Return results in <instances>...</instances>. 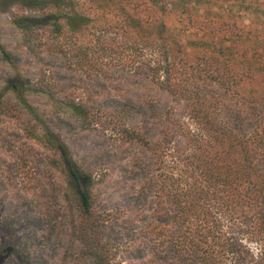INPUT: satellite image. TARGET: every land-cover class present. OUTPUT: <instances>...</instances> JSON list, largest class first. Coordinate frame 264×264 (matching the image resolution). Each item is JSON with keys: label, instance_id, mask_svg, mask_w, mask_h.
Instances as JSON below:
<instances>
[{"label": "trees", "instance_id": "16d2710c", "mask_svg": "<svg viewBox=\"0 0 264 264\" xmlns=\"http://www.w3.org/2000/svg\"><path fill=\"white\" fill-rule=\"evenodd\" d=\"M219 1L97 0L104 12L94 18L75 0H41L36 6L54 10L50 15L15 17L27 36L40 28L58 39L69 34L65 55L74 47L79 68L89 66L75 86L87 98L70 92L59 99L46 75L35 86L18 75L0 91V115L15 99L30 117L34 125L24 130L42 142L49 165L60 170V197L79 210L84 254L93 264H109L99 248L109 224L101 218L114 209L125 215V234L118 224L108 229L125 236L129 253L142 264H248L241 236L252 237L257 224L264 229V91L257 89L264 82V50L259 54L262 47L250 40L242 52L247 39L239 40L232 20L215 11ZM257 1V10L253 4L250 10L264 18V3ZM173 13L189 20L169 23ZM95 23L104 30L96 45L83 46L76 37ZM0 54L15 66L1 43ZM29 93L46 96L53 125L29 103ZM68 114L125 149L118 167L131 183L125 204L107 201L100 186L108 181L96 179L97 170L109 177L105 165L112 163L75 159L54 130ZM98 208L103 211L96 217ZM36 209L18 217L15 211L2 225L0 220V231L13 238L0 233V264L43 261L37 234L46 214Z\"/></svg>", "mask_w": 264, "mask_h": 264}, {"label": "rangeland", "instance_id": "374dc122", "mask_svg": "<svg viewBox=\"0 0 264 264\" xmlns=\"http://www.w3.org/2000/svg\"><path fill=\"white\" fill-rule=\"evenodd\" d=\"M38 1L41 0H0V43L16 58L15 66H13L6 62L0 54V91L7 81L16 78L18 75L24 80L32 81L34 86L39 81L44 80V75H46L45 80L49 81L47 84L52 83L53 88L58 89L59 99L70 92H74L76 97L82 95L87 98L88 96L77 91L75 86L80 85L77 82L86 74L89 66L83 70L79 68V58L76 57L77 50L74 47L70 46L72 49L69 51L70 55H65L66 50L69 49L67 43L70 39V36L65 35L69 34L58 39L49 28H40L33 35L27 36L23 30L14 24L16 16L25 15L41 18L54 11L49 7L36 6ZM259 1V3H264V0ZM75 2L77 9L85 15L89 14L94 18L97 17L98 13L103 15L104 9L100 10L97 7L98 4L100 5L97 0L93 2L91 0H75ZM102 3L104 2L102 1ZM257 3V0H220V9L215 8V11L226 21L232 20L235 33L240 37L239 40L241 38L247 39V42L245 40L241 44L242 52L247 49V46L251 47V40L255 41L254 45L262 47L257 51L259 54H263L264 26L260 22L264 18L262 12L254 13L252 12L253 9L250 10V7H254ZM250 4L253 5L250 6ZM152 12L154 17L158 15L155 10ZM167 17H169V23L174 25L189 20V16L182 17L174 13ZM209 17H215V15ZM103 25L95 23L90 28H85L84 32L76 37L77 41H80L83 46L92 41L93 46L96 45L97 32L104 30ZM239 48L238 42L237 51ZM257 89L264 91V82ZM28 99L29 103L40 114H44L53 125L55 118L50 116L52 108L46 96L29 93ZM9 103L11 110L0 115L1 225L4 219L13 212L16 211L18 217L31 210L32 207H36L35 213L46 214L44 227L37 234L39 243L42 242L37 247H40L44 254L41 264H93L92 259L84 254L85 243L81 237L83 225L79 210L74 202L67 207L66 202L60 197V192L63 190L60 170L49 165V152L42 142L33 139L24 130L27 125L29 127L34 125L30 121V117L23 113L15 99H10ZM62 117H64V121L60 126H55L54 130L69 146L74 158L85 161L86 165L91 164L94 160L96 162V159L98 164L110 161L112 164L109 166L112 169L108 165L105 167L108 169L109 177L112 172H114L113 176L104 177L101 174L102 170H97L95 172L96 179L108 181L104 188L100 186L107 201L112 203L114 207L125 204V193L129 191L131 183L125 182L121 171L118 169L125 161H123L125 149L115 146L109 134L104 137L101 130H85L82 122L71 117L70 114L62 115ZM40 134L41 130L38 132L39 136ZM102 211L101 208L95 209L96 217ZM103 215L101 223L107 224L108 221L109 224L106 226V233H103L101 237L102 241L99 248L107 255L108 263L130 264L135 260L138 264L145 262V260L142 261L129 253L125 246V236L119 237L117 232L113 230L111 233V230L108 229L110 225L118 224L122 228L121 232L125 234V215L115 209L112 213ZM50 218L53 223L49 225L48 219ZM122 224L124 226H121ZM260 227L259 224L255 226L252 237L241 236L245 247L242 257L248 260V264H264V229L261 228V230ZM109 231L110 233H108ZM0 233L6 239L9 237L13 239L5 229H2Z\"/></svg>", "mask_w": 264, "mask_h": 264}]
</instances>
